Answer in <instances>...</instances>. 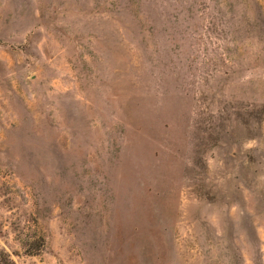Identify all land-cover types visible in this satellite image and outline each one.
I'll return each instance as SVG.
<instances>
[{"label":"rangeland","instance_id":"obj_1","mask_svg":"<svg viewBox=\"0 0 264 264\" xmlns=\"http://www.w3.org/2000/svg\"><path fill=\"white\" fill-rule=\"evenodd\" d=\"M264 264V0H0V256Z\"/></svg>","mask_w":264,"mask_h":264},{"label":"trees","instance_id":"obj_2","mask_svg":"<svg viewBox=\"0 0 264 264\" xmlns=\"http://www.w3.org/2000/svg\"><path fill=\"white\" fill-rule=\"evenodd\" d=\"M2 256H0V264H10V259L8 258V255L6 253H1Z\"/></svg>","mask_w":264,"mask_h":264}]
</instances>
